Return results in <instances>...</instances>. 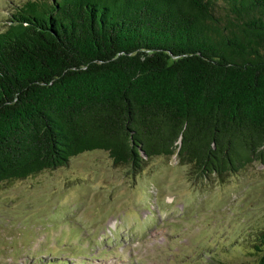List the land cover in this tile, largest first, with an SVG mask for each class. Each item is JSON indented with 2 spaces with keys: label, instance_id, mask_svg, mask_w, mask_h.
I'll use <instances>...</instances> for the list:
<instances>
[{
  "label": "trees",
  "instance_id": "16d2710c",
  "mask_svg": "<svg viewBox=\"0 0 264 264\" xmlns=\"http://www.w3.org/2000/svg\"><path fill=\"white\" fill-rule=\"evenodd\" d=\"M105 151L133 174L264 167V0H27L0 30V182ZM252 243L264 264V230Z\"/></svg>",
  "mask_w": 264,
  "mask_h": 264
},
{
  "label": "rangeland",
  "instance_id": "374dc122",
  "mask_svg": "<svg viewBox=\"0 0 264 264\" xmlns=\"http://www.w3.org/2000/svg\"><path fill=\"white\" fill-rule=\"evenodd\" d=\"M27 0H0V30ZM133 174L92 150L0 182V264H256L264 167L189 175L174 155Z\"/></svg>",
  "mask_w": 264,
  "mask_h": 264
},
{
  "label": "water",
  "instance_id": "95a60500",
  "mask_svg": "<svg viewBox=\"0 0 264 264\" xmlns=\"http://www.w3.org/2000/svg\"><path fill=\"white\" fill-rule=\"evenodd\" d=\"M142 157L144 158V156L142 155Z\"/></svg>",
  "mask_w": 264,
  "mask_h": 264
}]
</instances>
